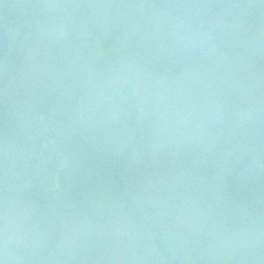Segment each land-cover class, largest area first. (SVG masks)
<instances>
[{
    "label": "rangeland",
    "instance_id": "1",
    "mask_svg": "<svg viewBox=\"0 0 264 264\" xmlns=\"http://www.w3.org/2000/svg\"><path fill=\"white\" fill-rule=\"evenodd\" d=\"M165 7L0 0V264H264V21Z\"/></svg>",
    "mask_w": 264,
    "mask_h": 264
},
{
    "label": "flooded vegetation",
    "instance_id": "2",
    "mask_svg": "<svg viewBox=\"0 0 264 264\" xmlns=\"http://www.w3.org/2000/svg\"><path fill=\"white\" fill-rule=\"evenodd\" d=\"M167 3V10L169 12H176L180 15V20L185 22L188 28L196 32L195 37L201 44L205 43H217L221 42V39L225 38L226 41L229 38L224 31H221L222 26L229 24H237L247 21L262 20L264 21V0H162ZM171 7V8H170ZM173 7H176L173 8ZM227 44V43H225ZM229 45V44H227ZM234 49V48H233ZM240 49H234L239 52ZM242 51V50H240ZM205 50L202 52L204 53ZM246 55L245 59L251 60V64H257V66L262 68L261 72H264V47L259 49H251L249 52L242 51V55ZM256 61V62H255ZM250 65V64H249ZM248 65V66H249ZM258 68V69H259ZM261 74V73H260ZM261 77H250L253 79L254 83L258 84V81H262L260 86L264 87V74ZM254 76V75H253ZM233 89V94L236 92V96L240 100L242 96L240 88ZM255 91V90H254ZM226 92L223 93L220 100L226 96ZM230 97H233L231 95ZM229 97V98H230ZM228 98V99H229ZM262 104V103H261ZM241 109V108H240ZM257 111L255 109L250 113L255 114ZM257 114V113H256ZM261 114V113H259ZM264 135V129L261 132ZM264 137V136H263ZM260 137L259 139L263 138ZM263 143V142H261ZM260 166V164H259ZM252 178V175H250ZM250 188V186H248ZM259 194V193H258ZM259 201L257 205L252 206L249 202L247 206V214L245 217V222L253 226H260L264 232V192L258 195ZM250 217H249V216Z\"/></svg>",
    "mask_w": 264,
    "mask_h": 264
},
{
    "label": "water",
    "instance_id": "3",
    "mask_svg": "<svg viewBox=\"0 0 264 264\" xmlns=\"http://www.w3.org/2000/svg\"><path fill=\"white\" fill-rule=\"evenodd\" d=\"M7 40L5 30L0 28V65L2 63L3 57L6 55L7 51Z\"/></svg>",
    "mask_w": 264,
    "mask_h": 264
},
{
    "label": "trees",
    "instance_id": "4",
    "mask_svg": "<svg viewBox=\"0 0 264 264\" xmlns=\"http://www.w3.org/2000/svg\"><path fill=\"white\" fill-rule=\"evenodd\" d=\"M187 32L190 34V36H194L195 37V34L196 32L193 33V30H191V28H188ZM188 43V42H187ZM6 58V57H5ZM4 61V60H3ZM217 176V175H216Z\"/></svg>",
    "mask_w": 264,
    "mask_h": 264
}]
</instances>
